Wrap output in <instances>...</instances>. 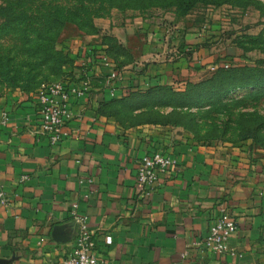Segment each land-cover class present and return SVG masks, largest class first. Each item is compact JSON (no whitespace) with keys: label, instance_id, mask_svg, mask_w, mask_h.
Instances as JSON below:
<instances>
[{"label":"crops","instance_id":"0c3cea01","mask_svg":"<svg viewBox=\"0 0 264 264\" xmlns=\"http://www.w3.org/2000/svg\"><path fill=\"white\" fill-rule=\"evenodd\" d=\"M100 23L92 45L107 51L121 76L112 96L104 69L84 63L87 46L81 49L79 68L68 77L87 82L91 93L72 103L69 138L53 145L40 134L36 97H0V195L7 201L0 202V264H62L75 244V201L89 217L100 264H264L262 151L249 139L208 142L121 118L123 96L155 85L184 86L201 65L193 48H173L175 38L144 17ZM105 36L122 45L121 60ZM164 36L175 57L165 58ZM154 151L179 164L143 196L137 172ZM224 203L238 221L229 243L234 254L199 249ZM63 224L70 239L58 241L52 232Z\"/></svg>","mask_w":264,"mask_h":264},{"label":"rangeland","instance_id":"374dc122","mask_svg":"<svg viewBox=\"0 0 264 264\" xmlns=\"http://www.w3.org/2000/svg\"><path fill=\"white\" fill-rule=\"evenodd\" d=\"M138 17L163 26L162 35L175 38L173 48L191 46L195 62L201 61L189 84L174 86L178 90L219 67L263 65L264 0H199L185 15L173 0H0V97L35 98L42 81L79 68L80 51L95 43L102 19L125 24ZM166 38L165 58L175 57ZM255 76L250 73V80ZM198 98L201 103L165 106L141 97L132 102L138 111L127 113L126 122L170 126L204 141L235 142L251 129L249 138L264 155V84L251 81L221 100Z\"/></svg>","mask_w":264,"mask_h":264},{"label":"built area","instance_id":"2783aa9c","mask_svg":"<svg viewBox=\"0 0 264 264\" xmlns=\"http://www.w3.org/2000/svg\"><path fill=\"white\" fill-rule=\"evenodd\" d=\"M84 63L97 64L105 71V85L110 88L111 95H115V83L120 79L121 72L116 63L110 58L103 48L87 46L82 50ZM91 93L89 84H79L70 78H62L54 81H44L39 85L36 96V109L40 119L39 132L48 138L51 144L56 145L69 138L71 131L68 122L71 115V106L74 100L80 99ZM9 115L4 112L2 123L7 125ZM178 159L162 151H154L145 154L139 164L137 183L142 187L141 194L149 196L160 178L171 176L178 168ZM28 179L27 175L21 176L22 181ZM83 182V180L81 181ZM0 202H7L3 194ZM80 204L75 201L71 205V216L77 226V234L74 238L73 250L67 254L62 264H100L99 254L94 245L93 232L90 228L89 217L80 212ZM238 231V221L224 203L211 225L208 234L199 240L196 245L201 250H207L219 255L234 254L229 243L233 235ZM185 255V253H184Z\"/></svg>","mask_w":264,"mask_h":264},{"label":"trees","instance_id":"16d2710c","mask_svg":"<svg viewBox=\"0 0 264 264\" xmlns=\"http://www.w3.org/2000/svg\"><path fill=\"white\" fill-rule=\"evenodd\" d=\"M177 3L178 7L181 9V14L185 15L191 10L194 5L199 0H173ZM105 40L110 44L109 52H123L124 48L122 45L115 42V39L111 36H105ZM107 52V51H106ZM108 54V53H107ZM263 63L262 66H258L255 68L248 67H232V68H224L219 67L214 72L211 73L210 77L204 78L203 80L190 84L185 90L181 91L176 89L172 85H155L147 88L143 91L132 92L130 95H126L122 97L123 101V110H122V120L126 124L127 118L126 114L129 112H137L138 109L132 106V102L139 101L141 97H154L155 104H161L165 106H188L190 105V101L194 103L199 102L201 100L197 97L202 96L203 98L207 95L211 97L210 101L221 100L224 96L229 93L234 92L237 88H241L251 81H255L256 84H264V60L261 61ZM119 66V64H118ZM256 73V76L253 80H250L249 74ZM62 78H69L68 76H64ZM60 78V79H62ZM44 82V81H42ZM41 82V83H42ZM40 83V84H41ZM188 83V82H187ZM189 84V83H188ZM116 98L113 97L112 100ZM139 125V123L133 124ZM246 133L240 140H251L252 130H246ZM218 141V140H216ZM253 143V140H251ZM211 142V141H208ZM255 145V144H254Z\"/></svg>","mask_w":264,"mask_h":264},{"label":"water","instance_id":"95a60500","mask_svg":"<svg viewBox=\"0 0 264 264\" xmlns=\"http://www.w3.org/2000/svg\"><path fill=\"white\" fill-rule=\"evenodd\" d=\"M66 226L63 225H56L53 229L52 235L54 239L58 241H67L70 239V232L65 233Z\"/></svg>","mask_w":264,"mask_h":264}]
</instances>
